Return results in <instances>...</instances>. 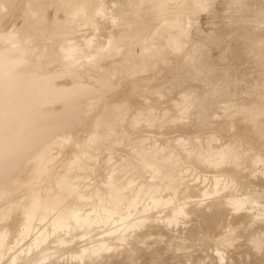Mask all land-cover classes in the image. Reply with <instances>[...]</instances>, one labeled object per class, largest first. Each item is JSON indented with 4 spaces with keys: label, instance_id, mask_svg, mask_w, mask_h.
<instances>
[{
    "label": "rangeland",
    "instance_id": "rangeland-1",
    "mask_svg": "<svg viewBox=\"0 0 264 264\" xmlns=\"http://www.w3.org/2000/svg\"><path fill=\"white\" fill-rule=\"evenodd\" d=\"M2 2L0 264H264V0Z\"/></svg>",
    "mask_w": 264,
    "mask_h": 264
},
{
    "label": "bare ground",
    "instance_id": "bare-ground-1",
    "mask_svg": "<svg viewBox=\"0 0 264 264\" xmlns=\"http://www.w3.org/2000/svg\"><path fill=\"white\" fill-rule=\"evenodd\" d=\"M0 1H5V3L4 2H2V3H4V4H10V5H12V4H14V3H10L9 1H14V0H0ZM16 1V0H15ZM17 5V7L18 6H21L20 8H22V11H23V14H24V16H26L25 14H29L28 13V9H26V7L22 4H20V0H17L16 1V3L14 4V5H12V6H16ZM18 9H19V7H18ZM19 11V10H18ZM17 13H19V15L18 16H20L21 14H22V12L21 11H19V12H17ZM21 13V14H20ZM20 17H22V16H20ZM33 19V17H29V18H26V19H24L25 20V22L27 23L24 27L26 28H30V26L28 25V23L30 22V20H32ZM25 24V23H24ZM24 28V29H25ZM129 40H131L133 43H135V44H139V43H143L144 41H145V36H143V33L142 34H133V33H131L128 37H127ZM142 42H141V41ZM59 49V48H58ZM58 49H57V47H55V46H50L49 48H48V53H47V56H46V58L44 59V62L42 63H40L39 65H37L36 67L42 72H44L46 69H47V67L49 66V65H51L52 63H54V62H56V60H59V58L61 57V50H59L58 51ZM145 61H151V60H146L145 59ZM196 66V65H198L197 63H196V65H195V62H194V64H192L191 63V66ZM196 69H198V66H196L195 67V74H198V73H196V72H198V71H196ZM200 71V70H199ZM194 72V71H193ZM148 82L147 81H141V82H139L138 84H136V86H138V87H145V86H147L146 84H147ZM1 114H3V109H2V105L0 104V115ZM4 120V119H3ZM252 123V131H254L255 133H259V132H261L260 131V125L259 124H257L256 122L255 123H253V122H251ZM1 124H2V122H1ZM2 127V126H1ZM1 137V136H0ZM232 151H234V156L232 157V159H233V163L235 164V165H238V166H240V165H243V166H246V164H248L246 167H247V169L248 170H254L255 169V167H257L258 168V172H257V174L258 173H260V174H263V177H264V152H263V150H262V148H257L256 149V152L254 153V156H253V159H252V161H251V163H246L245 162V157H246V155L248 154V150L245 148V147H242V146H239V145H236V146H234L233 147V149H232ZM198 153V158H197V161L199 160V161H207L205 158H204V156L202 155V153L200 152V151H198L197 152ZM222 154H225V152H222ZM195 158L196 157H193L192 159H190V163H195ZM227 160H228V157L226 158ZM261 166V167H260ZM260 167V168H259ZM255 171V170H254ZM228 179L230 180L231 179V176H229L228 177ZM231 188H232V186H231ZM233 189V188H232ZM113 193H114V195H116L117 196V191H113ZM80 200V199H79ZM229 204L230 203H228L227 202V204H225L224 205V207H226V205H228L229 206ZM35 206H38V204L36 203V204H34ZM176 220V218L175 217H171L170 219H169V221L170 222H173V221H175ZM221 220L218 218V219H214V220H212L211 221V223H210V226L212 227L211 229H217L219 226H220V224H221V222H220ZM245 230H247V228H242V230H241V232L240 233H242L243 232V234L245 235L246 233H247V231H246V233H245ZM249 231V230H248ZM250 234H252V235H250L249 237H248V241H249V243L250 244H254V245H260L261 243H262V239H263V237H262V235L261 234H253L252 232L250 233ZM242 235V234H241ZM178 246H180V248L182 249V248H184L185 247V245H181V244H177ZM149 255V254H148ZM152 257L154 258V259H158V260H161L162 259V257H163V255L162 256H160V255H158L157 254V252H155V253H153V255H152Z\"/></svg>",
    "mask_w": 264,
    "mask_h": 264
}]
</instances>
